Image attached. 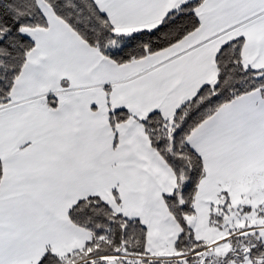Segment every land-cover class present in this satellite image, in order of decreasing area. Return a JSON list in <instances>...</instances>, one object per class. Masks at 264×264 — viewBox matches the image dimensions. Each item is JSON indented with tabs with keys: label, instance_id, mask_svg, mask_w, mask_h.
Wrapping results in <instances>:
<instances>
[{
	"label": "snow or ice",
	"instance_id": "obj_1",
	"mask_svg": "<svg viewBox=\"0 0 264 264\" xmlns=\"http://www.w3.org/2000/svg\"><path fill=\"white\" fill-rule=\"evenodd\" d=\"M0 264H264V0H0Z\"/></svg>",
	"mask_w": 264,
	"mask_h": 264
}]
</instances>
